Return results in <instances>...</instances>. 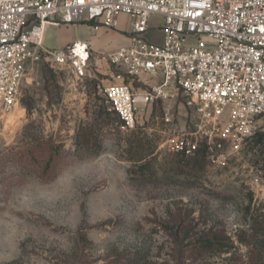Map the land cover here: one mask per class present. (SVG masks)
I'll list each match as a JSON object with an SVG mask.
<instances>
[{
    "label": "rangeland",
    "instance_id": "rangeland-1",
    "mask_svg": "<svg viewBox=\"0 0 264 264\" xmlns=\"http://www.w3.org/2000/svg\"><path fill=\"white\" fill-rule=\"evenodd\" d=\"M118 28L128 31V21ZM67 30L94 43L103 55L119 46L103 31L82 25ZM46 34L57 49L58 32ZM159 40L155 34L153 42ZM101 56L91 51L81 80L44 58L25 72L19 102L0 126V264H130L126 260L134 254L140 264H263L264 139L260 145L251 139L238 151L228 144L217 148L195 107L178 95L138 112L137 128L154 147L151 176H130L126 131L120 137L106 135L96 157L72 155L74 126L86 118L93 84L113 82ZM154 80L140 76L132 88L147 90ZM258 126L255 133L264 135V122ZM180 141L189 154L175 151ZM46 142L63 156L51 167L56 173L51 180L40 176L49 154ZM205 146L209 154L200 160L195 152ZM178 215L192 232L223 231L233 248L193 259L188 246L181 262L176 260V247L163 227Z\"/></svg>",
    "mask_w": 264,
    "mask_h": 264
},
{
    "label": "built area",
    "instance_id": "built-area-1",
    "mask_svg": "<svg viewBox=\"0 0 264 264\" xmlns=\"http://www.w3.org/2000/svg\"><path fill=\"white\" fill-rule=\"evenodd\" d=\"M120 16L129 20L128 43L100 57L116 82L97 88L122 130L134 128L140 109L182 95L210 128V142L238 151L264 122V0H0V126L29 66L44 58L86 76L88 46L45 50L48 25L114 30ZM143 75L159 82L134 90ZM175 147L191 152L183 141Z\"/></svg>",
    "mask_w": 264,
    "mask_h": 264
},
{
    "label": "trees",
    "instance_id": "trees-1",
    "mask_svg": "<svg viewBox=\"0 0 264 264\" xmlns=\"http://www.w3.org/2000/svg\"><path fill=\"white\" fill-rule=\"evenodd\" d=\"M86 118L84 120H78L74 126V134L72 136V144L74 147L73 156L78 159L86 157H96L102 152V142L105 136H118L120 137L124 131L122 128L124 124L119 119L118 115L110 110L106 100L99 95L97 84H93L92 90L89 92V102L84 107ZM130 133L124 138L126 148L124 153L126 160L133 164L130 170V176L133 179H143L153 174L152 163L149 159L153 153V145L144 134L140 133L135 124L133 129L126 131ZM257 138L255 145H260V142L264 139V135L255 133L248 141ZM43 146L49 151L46 157L44 166L42 167V173L40 176L46 179H52L56 176L53 171L50 172L51 167L55 165L57 159H62L59 147L52 142L43 143ZM30 150V149H29ZM28 150V151H29ZM264 153V149H260ZM27 148L24 149V152ZM203 160L208 155L207 146L203 149H198L195 154ZM184 155V153H180ZM194 154V155H195ZM25 155V154H24ZM191 162V161H190ZM190 162H185V165H189ZM166 234L173 240L175 245L174 257L176 260L183 259L185 248L192 247L188 258L191 255L194 258L201 257L205 254L218 255L228 253L233 247L229 243V238L223 231H199L192 232V228L186 225L185 219L181 216L173 218L171 225L166 223L163 227ZM245 235H243V238ZM83 242L86 238L82 236ZM184 242H187L186 244ZM174 259V260H175ZM181 260H179L181 262ZM130 264H140V256L134 254L127 260ZM178 261V262H179ZM143 264H152L148 261H144ZM262 264V263H261ZM264 264V263H263Z\"/></svg>",
    "mask_w": 264,
    "mask_h": 264
},
{
    "label": "crops",
    "instance_id": "crops-1",
    "mask_svg": "<svg viewBox=\"0 0 264 264\" xmlns=\"http://www.w3.org/2000/svg\"><path fill=\"white\" fill-rule=\"evenodd\" d=\"M124 20H127L129 23V20L127 19V17L124 16H120L118 19V26L120 25V23ZM77 25H82V26H86L89 28L90 31L94 32V30L91 29V27L87 24H75V25H69V26H54V25H48L44 31V37H43V43H42V47L45 50H58L60 48L65 47L66 45L72 44V43H85L88 46V50H89V56L91 55V51L97 52V55H103L99 49L95 46L94 43H92L89 40H82L81 38H79L75 32V30H67V27H73L75 28ZM114 29V30H105V29H100L98 31H103L105 36H109L111 35V39L112 40H116L118 41V44L120 46H124L128 43V36H129V31L126 32H121L120 30H118L119 28ZM50 30H55L58 32L59 35V46L57 49L54 48L50 35L46 34V32L50 31ZM96 32V31H95ZM112 75V74H111ZM143 77H146L143 75ZM154 80V79H152ZM113 82H116L113 80ZM154 82L156 83V79L154 80ZM139 91V90H137Z\"/></svg>",
    "mask_w": 264,
    "mask_h": 264
},
{
    "label": "bare ground",
    "instance_id": "bare-ground-1",
    "mask_svg": "<svg viewBox=\"0 0 264 264\" xmlns=\"http://www.w3.org/2000/svg\"><path fill=\"white\" fill-rule=\"evenodd\" d=\"M82 56H84V54H82Z\"/></svg>",
    "mask_w": 264,
    "mask_h": 264
}]
</instances>
